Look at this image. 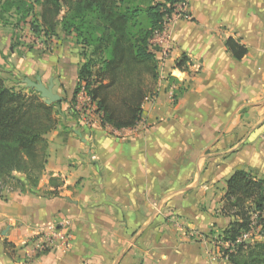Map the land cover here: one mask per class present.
Listing matches in <instances>:
<instances>
[{"label":"crops","instance_id":"obj_1","mask_svg":"<svg viewBox=\"0 0 264 264\" xmlns=\"http://www.w3.org/2000/svg\"><path fill=\"white\" fill-rule=\"evenodd\" d=\"M187 2L171 21L157 93L131 128L71 127L79 57L64 59L72 80L57 88L50 76L60 62L0 41L1 76L9 64L11 77L52 80L66 100L46 134L38 183L45 190L60 176V194L1 191L0 264H228L219 239L233 219L220 210L225 180L235 169L264 178V0ZM228 37L247 48L241 59ZM182 55L187 70L175 67ZM61 224L69 248L56 238L39 251V235Z\"/></svg>","mask_w":264,"mask_h":264},{"label":"trees","instance_id":"obj_2","mask_svg":"<svg viewBox=\"0 0 264 264\" xmlns=\"http://www.w3.org/2000/svg\"><path fill=\"white\" fill-rule=\"evenodd\" d=\"M33 0L40 6L30 29L44 43L60 28L73 35L84 61L78 65L77 80L69 100L72 111L80 86L95 105L100 124L113 129L131 128L141 119L142 104L157 93V60L150 39L170 19L178 0ZM5 10L15 8L23 16L33 6L20 0L5 2ZM225 47L235 59L247 48L228 37ZM188 58L175 62L187 70ZM7 86L0 74V194L3 186L21 192L29 190L50 198L59 196L64 184L51 175L49 187L38 189L47 161L46 134L58 125L57 108L66 100L46 104L39 93L26 84ZM176 98V95H175ZM73 104V105H72ZM222 214L233 219L219 239L228 264H264V178L244 169H235L225 180L221 198ZM251 231L248 239L242 236Z\"/></svg>","mask_w":264,"mask_h":264},{"label":"rangeland","instance_id":"obj_3","mask_svg":"<svg viewBox=\"0 0 264 264\" xmlns=\"http://www.w3.org/2000/svg\"><path fill=\"white\" fill-rule=\"evenodd\" d=\"M10 1H15V0H0V41L2 45L5 46L7 44L13 47H16L18 44H20V46L22 44V46H24V52L27 51V52H31L34 55H39L40 58L49 57L51 59V62H50L51 65H54L56 61L58 63L60 62L61 69H57V70L52 69L50 77L51 79L59 78V80H61V81L57 80V84H56L57 88H59L60 85L65 88L70 87L71 80H72L71 72L73 70V64L69 65L67 64V62L65 63L64 59L66 58L68 59L72 55L73 57H76V56L77 58L79 57V64L84 61L83 56L80 54L82 49L79 46V44L76 43L74 36L68 35L65 32H63L60 28H58L57 35L52 37L50 40H48L47 43H44L30 29V22L32 21L31 19L38 16L39 11H40V6L37 3L33 2V0H20L23 3H26L27 5L31 4L33 6L31 14H28V15L26 14L25 16H23L24 13L16 12L14 7L11 8L10 10H5L4 8L5 5L3 4L5 2L9 3ZM157 1H160V0H157ZM153 2L155 1L153 0ZM187 5H188L187 0H178L176 2L175 11H173L172 13L170 25L173 24L171 23V21L173 22V19L183 18L182 14L186 13L184 9H185V6ZM151 49L153 51L156 50L157 45H151ZM168 53L169 52H167V54ZM62 64H65V67L62 66ZM157 65H158V62H157ZM7 67L9 68V70H6L5 75L2 76L5 84L7 86H13V87H18V88L25 86L23 82L20 83V81H22L23 79L19 80L16 77H11L10 74L11 72H13V69H10L11 66L9 64L7 65ZM162 67L163 65L161 67H158V73H160L159 77L161 75ZM32 77L34 78L35 75H33ZM165 79L167 81L173 80L170 74L167 75ZM48 80L49 79L46 80L45 84H48L49 82ZM80 87H79L78 92L80 91ZM66 92H67V89H63L64 95H66ZM70 97H71V94H70ZM79 100H82L81 97L77 98L75 96L74 105L77 106ZM77 125L79 126V123ZM1 191H4V190L1 188Z\"/></svg>","mask_w":264,"mask_h":264},{"label":"built area","instance_id":"obj_4","mask_svg":"<svg viewBox=\"0 0 264 264\" xmlns=\"http://www.w3.org/2000/svg\"><path fill=\"white\" fill-rule=\"evenodd\" d=\"M170 19H167L163 27L160 30L154 32L152 38L150 39L151 45H157V49L154 50L156 53L155 57L158 62V67H161L164 63L165 56L171 47L170 38ZM163 62V63H162ZM77 98L81 97L82 100L78 101V105L72 107V111L77 115V124L81 126H92L99 119V115L95 113V105L90 102V98L85 92L83 86L80 87V91L76 95ZM98 117V118H97ZM4 191L10 190L7 186H3ZM65 226L61 225H49L46 227L39 235V240L37 242V248L39 251H45L53 245V241L56 238H61L62 244L65 248H69L71 245L72 235L69 230H64ZM251 235V231L243 234L242 239H248ZM224 246H227V242H222Z\"/></svg>","mask_w":264,"mask_h":264},{"label":"water","instance_id":"obj_5","mask_svg":"<svg viewBox=\"0 0 264 264\" xmlns=\"http://www.w3.org/2000/svg\"><path fill=\"white\" fill-rule=\"evenodd\" d=\"M26 84L33 88L35 92L39 93L40 97L44 99L46 104H52L60 99V95L57 91H53V81L50 80L47 85H45L40 77L35 80L26 79Z\"/></svg>","mask_w":264,"mask_h":264}]
</instances>
